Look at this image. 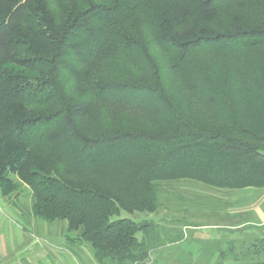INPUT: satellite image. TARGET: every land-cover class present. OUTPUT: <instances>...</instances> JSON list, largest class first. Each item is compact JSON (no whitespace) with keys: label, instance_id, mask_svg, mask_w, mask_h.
<instances>
[{"label":"trees","instance_id":"16d2710c","mask_svg":"<svg viewBox=\"0 0 264 264\" xmlns=\"http://www.w3.org/2000/svg\"><path fill=\"white\" fill-rule=\"evenodd\" d=\"M182 181L264 190V0H0V192L28 225L93 264H264V238L147 219Z\"/></svg>","mask_w":264,"mask_h":264},{"label":"rangeland","instance_id":"374dc122","mask_svg":"<svg viewBox=\"0 0 264 264\" xmlns=\"http://www.w3.org/2000/svg\"><path fill=\"white\" fill-rule=\"evenodd\" d=\"M162 189V207L156 215H148L147 219L156 222L161 220V223L170 229L172 235L183 232L187 240L191 236L207 239L213 235L211 237L219 240L234 237L235 240H238L235 252L244 250L245 246H248L254 239L264 238V190L245 189L218 192L191 181L164 184ZM179 198L183 201H179ZM203 198L222 201L221 204L218 202V208L215 209L219 210L221 215L213 217L210 209L196 205ZM16 201L28 203V197L20 196ZM224 202L228 205L222 204ZM120 217L129 218L133 221H139L143 218L137 213L129 215L124 212L120 214ZM34 221L31 228L32 232L39 236L36 239L37 249H34L30 255H27V250L23 249L29 236L26 237V240L22 238L21 244L23 242V245L18 248H13L4 240H0V264H7L10 260L9 264H11L17 259L19 261H14V264H93L90 254L86 251L82 262V258L79 260L71 253L64 238L60 235V226H49L51 224L38 219ZM21 223L24 224L25 222ZM185 224L199 227L189 229L184 227ZM239 224L241 225L236 227ZM174 248L175 246L168 245L163 250L160 249V254L153 255L151 259L156 258L158 264H180L174 261L167 263L165 260V258L173 259L175 257ZM169 255L171 256L169 257ZM151 261L149 264H154L153 260Z\"/></svg>","mask_w":264,"mask_h":264},{"label":"crops","instance_id":"0c3cea01","mask_svg":"<svg viewBox=\"0 0 264 264\" xmlns=\"http://www.w3.org/2000/svg\"><path fill=\"white\" fill-rule=\"evenodd\" d=\"M21 222H25V221L20 216V213L18 212V210L14 206H12L8 200L2 197L1 192H0V240L1 241L4 240L8 244H10L13 248L14 247L18 248L19 246L23 245V242L21 244L22 238L26 240V237L29 236V239L26 240L27 242L24 244L23 249L27 250L28 252L27 255H30V253L34 249H37L38 243L36 239L39 236H37L36 233L32 232L31 224L28 225L26 222H25L26 224L25 223L22 224ZM208 238H211V237L209 236L207 237V239ZM195 239L207 240L206 238H195ZM236 241L238 242V240ZM10 261H8L7 264H9ZM14 261H19V260L17 259ZM14 261H12L11 264H14Z\"/></svg>","mask_w":264,"mask_h":264}]
</instances>
